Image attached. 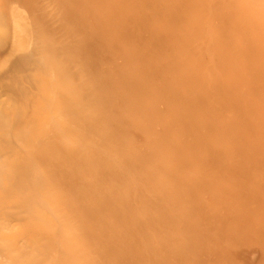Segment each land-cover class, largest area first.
Masks as SVG:
<instances>
[{"label": "rangeland", "instance_id": "1", "mask_svg": "<svg viewBox=\"0 0 264 264\" xmlns=\"http://www.w3.org/2000/svg\"><path fill=\"white\" fill-rule=\"evenodd\" d=\"M0 264H264V0H0Z\"/></svg>", "mask_w": 264, "mask_h": 264}]
</instances>
